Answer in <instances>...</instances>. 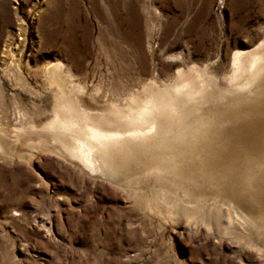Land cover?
I'll return each instance as SVG.
<instances>
[{"label":"rangeland","instance_id":"1","mask_svg":"<svg viewBox=\"0 0 264 264\" xmlns=\"http://www.w3.org/2000/svg\"><path fill=\"white\" fill-rule=\"evenodd\" d=\"M263 41L264 0H0V264H264L262 224L229 223L213 195L172 210L168 179L136 165L117 182L90 172L44 129L63 103L113 122L179 69L224 90L234 54Z\"/></svg>","mask_w":264,"mask_h":264},{"label":"bare ground","instance_id":"2","mask_svg":"<svg viewBox=\"0 0 264 264\" xmlns=\"http://www.w3.org/2000/svg\"><path fill=\"white\" fill-rule=\"evenodd\" d=\"M232 64L224 90H209L207 77L198 69H179L172 83L144 86L140 100L132 96L113 114L116 122L66 113L70 107L63 103L44 129L51 134L52 144L90 172L116 181L136 165L147 175L168 179L175 195L163 193V198L172 210L185 204L183 197L200 207L204 198L213 195L228 204L229 223L236 218L245 227H264V135L260 131L264 130V97L259 92L264 86V41L236 52ZM61 68L56 65L53 74L63 95ZM229 88L247 90L251 96L240 92L229 96L226 92H233ZM218 99L223 107H211ZM226 102L235 109L225 107ZM245 118L252 122L246 123ZM241 199L256 208L244 207Z\"/></svg>","mask_w":264,"mask_h":264}]
</instances>
